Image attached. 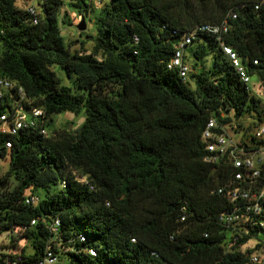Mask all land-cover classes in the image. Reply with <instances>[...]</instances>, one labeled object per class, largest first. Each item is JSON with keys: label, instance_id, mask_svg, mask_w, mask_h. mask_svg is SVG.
<instances>
[{"label": "trees", "instance_id": "1", "mask_svg": "<svg viewBox=\"0 0 264 264\" xmlns=\"http://www.w3.org/2000/svg\"><path fill=\"white\" fill-rule=\"evenodd\" d=\"M69 4L83 18L92 10L91 0ZM40 8L34 24L16 0H0V78L46 112L50 134L0 137V159L10 157L0 177V234L28 244L22 263L42 260L58 218L66 264H245L253 250L242 246L261 236L251 231L233 243L218 224L231 207L218 189L233 169L203 162L201 133L211 118L230 123L259 103L222 45L264 88V0H109L94 15L91 50L66 43L61 0ZM224 23L226 32L198 31L188 46L191 89L166 64L184 34ZM64 112L84 113V122L50 129ZM29 194L36 206L24 204Z\"/></svg>", "mask_w": 264, "mask_h": 264}, {"label": "built area", "instance_id": "2", "mask_svg": "<svg viewBox=\"0 0 264 264\" xmlns=\"http://www.w3.org/2000/svg\"><path fill=\"white\" fill-rule=\"evenodd\" d=\"M25 10L36 24L39 14L37 9L29 6ZM231 16L235 18L234 14ZM227 30L226 23L220 27L202 25L184 34L177 42L174 54L166 64L167 69L176 71L180 78L186 81L190 67L185 61V52L192 44L197 32L206 31L219 35ZM222 47L231 59L241 81L246 84L247 90L251 91L250 76L240 58L230 48L224 45ZM253 63L256 64L257 61ZM0 103L2 106L0 137H14L22 130H36L43 136L50 135L46 127L48 123L46 112L29 105L30 101L24 89L16 87L15 83L6 78H0ZM231 126L232 121L222 123L216 118H211L201 133L203 162L210 166L224 163L233 169L232 180L225 187L218 189V193L231 203V207L218 215L217 222L229 232L233 243L239 237L256 231L261 239L252 238L255 240L253 246L250 247L253 252L248 255L249 259L245 264H264V127L258 125L252 134L234 139L229 133ZM11 147L12 141L8 140L4 143L6 151H9ZM78 180L86 183L85 178ZM38 202L39 199L35 195L29 194L24 197V204L27 206H36ZM35 224L36 220H32L31 225ZM60 225L58 218L50 222L48 226L50 238L42 260L36 264H54L58 261L60 253L57 251H64L61 246L62 240L59 237ZM78 239L80 242L85 240L84 236H79ZM87 252L92 256L96 254L93 249ZM0 259V264H23L19 254Z\"/></svg>", "mask_w": 264, "mask_h": 264}, {"label": "rangeland", "instance_id": "3", "mask_svg": "<svg viewBox=\"0 0 264 264\" xmlns=\"http://www.w3.org/2000/svg\"><path fill=\"white\" fill-rule=\"evenodd\" d=\"M43 0H16V6L19 9L26 8L29 6L34 7L38 11L41 9V3ZM63 2L62 11H66L67 15L65 20L66 24H63L62 27V35L66 41V43L70 46L71 50H76L80 48L79 40L84 41L83 48L91 50L93 46V42L91 41L90 36L94 35V15L98 12L101 6L104 3L109 2V0H91V12L87 14L85 19L86 29L82 32L78 31L77 26L81 21L82 16L77 12L78 10L72 8L70 6L71 0H61ZM81 33V34H80ZM189 49H186L185 54L189 57L188 54ZM187 64L191 67V71H193V60L189 57V59L185 60ZM206 67L211 66V58L207 57L205 62ZM52 70L56 73V75L61 79L64 85H70V80L66 77L64 71L58 67L54 66ZM191 89L194 88V83L188 78ZM251 95L259 100V103L255 110H246L237 118L232 117V126L229 127V133L231 137L234 139H239L242 136H248L252 134L258 125L264 127V88L260 86L259 80L256 75L250 76ZM84 113H80L79 115H74L69 112H64L61 114H57L53 116V122L51 124L50 129H69L74 130L79 127L84 122ZM260 119V123H259ZM240 125V127H237ZM234 126V127H233ZM9 155H6L5 158L0 159V176H4L9 168ZM11 185L15 186L17 184V180L14 176L10 178ZM254 239H251L247 245H244L242 248L247 249L250 248L251 245L254 244ZM15 246V247H14ZM25 249L27 252L30 251L28 248V244L24 240H17L11 242L10 235L7 233L0 234V254H19L21 249ZM16 250V251H14ZM67 259L65 257H60L58 261L54 264H66Z\"/></svg>", "mask_w": 264, "mask_h": 264}, {"label": "water", "instance_id": "4", "mask_svg": "<svg viewBox=\"0 0 264 264\" xmlns=\"http://www.w3.org/2000/svg\"><path fill=\"white\" fill-rule=\"evenodd\" d=\"M78 31L82 32L86 29L85 19L82 17L80 23L77 26Z\"/></svg>", "mask_w": 264, "mask_h": 264}, {"label": "crops", "instance_id": "5", "mask_svg": "<svg viewBox=\"0 0 264 264\" xmlns=\"http://www.w3.org/2000/svg\"><path fill=\"white\" fill-rule=\"evenodd\" d=\"M251 246H252V245H251ZM251 246H250V247H251ZM29 249H30V248H29ZM14 251H16V250H14ZM25 251H26V250H25ZM29 252H30V251H29ZM29 252L26 251V253H29Z\"/></svg>", "mask_w": 264, "mask_h": 264}]
</instances>
